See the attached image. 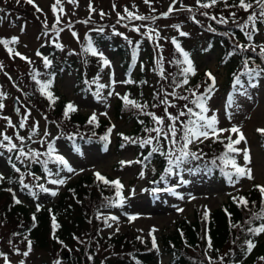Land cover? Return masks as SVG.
Listing matches in <instances>:
<instances>
[{"label":"rangeland","instance_id":"1","mask_svg":"<svg viewBox=\"0 0 264 264\" xmlns=\"http://www.w3.org/2000/svg\"><path fill=\"white\" fill-rule=\"evenodd\" d=\"M34 3L42 9V12H36L35 8L27 4L25 0H20L19 4L16 3V0H0V8L5 10L0 12V38L10 39L18 37V43L10 45V47L31 61L29 63L27 60L20 59L19 56H10L5 47L0 45V65H3L2 70H0V92L7 94V98L3 100L5 108L0 111V132H6L8 136L13 137V142L19 145V141L15 139V133L18 131L21 136L27 138L32 135V125L38 124L36 135L32 136L31 141H26L27 146L44 152L46 151L47 143L53 142L56 153L63 156L76 171L74 173H68L66 170L62 171L60 172V177H49L48 174L45 176V174L35 173V176L40 177L39 181L32 176H25L24 183L30 186L44 184L45 187L56 190L57 195L52 196L50 193L41 192L38 187L33 188V192L36 193L35 196L28 189H26L28 190V195H25L23 193L25 188L20 185L19 188H11L10 191L16 199L24 202L31 210H37L38 205L43 209L58 200V196L63 193L68 183L76 181L84 175H92L97 179L94 173L99 172L114 181L119 179L124 185L122 195L125 197L123 206H118L119 198L117 197L118 202L114 208H104L98 212L97 218L103 222L99 226V233L108 237H117L128 233L135 236L138 240L150 244L153 241V236L159 238L161 235L169 234L173 231L176 221L183 219L192 220L198 210L205 214V212L217 209L226 202L227 197L247 191L252 184L264 186V148L260 145L259 136L261 134L257 132V129L264 128V73L255 81L258 84L255 88L247 87L248 78L246 76L240 77L247 88L250 99L239 95V93H234L233 83L235 78L231 84H228L227 58L221 56V48L215 46L214 49L208 50L205 45L208 37L206 32L208 23L215 22L223 28L226 26L237 27V23L233 22L230 13L235 12L237 14L235 20L242 25L247 19L248 12L240 8L225 7L223 0H218L215 7L208 9L199 7L197 0H176L174 11L165 18L163 14L168 12L173 0H151V5L145 4L144 0H76V3H68L67 0H63V13L57 12L54 15L52 5L55 0H34ZM90 3L95 11L89 10ZM228 3L231 4V0H228ZM113 5H115V9ZM125 8L138 15L156 17V19L154 22L151 20H133L131 22L128 19L120 20L117 14L125 15ZM188 8H191L192 11H187ZM101 12L105 15L101 16ZM205 12L208 13L207 16L203 15ZM56 15L61 17V22L56 24L54 29L53 25L56 21ZM212 16L217 17V20L220 17H225L228 22L218 23L217 20L210 19ZM193 17L199 23L194 22ZM45 22L48 26L47 28L44 27ZM141 25L139 33L131 30L134 26ZM173 25H180V30L188 33V35L180 36ZM101 28L103 31H98ZM56 29L63 30L57 32ZM149 29H155L160 39L152 41L141 34ZM258 29L259 32L254 35L253 40L257 39L262 43L261 45H264V24H261ZM73 32L76 33V36H73ZM116 33H121L122 35H117ZM93 34H103L113 40L114 44H125L128 49H133V47L129 45L128 40L124 38L125 36L133 41L134 44H139L136 49V64L133 68V75L140 72V64L143 62L154 59L155 64L161 56L163 57L162 61L157 63L158 66L154 65L155 71L148 74L151 82L145 90L146 93L151 91L154 86L160 87L161 69H163L164 75H167L165 73V69L168 67L166 63L172 64V57H179V60H183V56L177 52L171 42L173 38H176L181 48L188 54L195 69V75L189 74L188 81L202 72H211L216 78L215 90L211 94V99L207 101V107L210 109L207 115L211 116L213 113L216 115L219 121V128H230L233 125L241 128L248 143L245 145L241 142L236 147H247L250 150L251 164L248 167L252 169L253 179L242 178L239 183L233 186L227 178L219 179L202 170H194L190 165H183L182 171L175 172V175H167L162 183L161 181L155 183L153 175L156 166L153 164L142 166L141 163H135V161H139L140 157L135 145L121 149L114 148L116 137L123 132L129 131L132 123L115 122L113 119V105L118 96L116 94H120L123 91V83L121 82L124 81L126 73L121 66L119 57L110 48L109 41H105L101 46L95 48L97 53L102 54V57L99 55L96 57L101 62L102 70L104 71L97 81V85H106V87H98L92 93H79L75 86L74 72L60 71L56 73L54 82H51L48 79L47 69L42 71L43 75L41 78L44 79L43 83L46 82L45 79L47 82H51L50 87L46 91L51 92L53 97L56 98L55 100L61 99L66 101L67 104H73L78 109L75 112L89 118L95 113L97 119L114 124V128L108 134L109 140L105 143L106 150L105 146L99 148L98 146L86 147L85 145H82L78 150L77 148L74 150L69 149L63 138L61 124L56 122L57 120L55 121L51 113L48 112L49 106H44L42 112L36 100L33 101L31 99L29 101L24 97L23 94L28 93L29 88L30 91L32 88L31 82L28 83L26 76L31 72L32 64L40 68L41 64H43V58L47 56L46 54L51 46L53 47L51 49L57 48L59 50V57L75 59L76 65L82 68L81 53L85 49L86 40L91 38ZM242 35L246 40L241 41L239 44H254V42L247 40L244 32H242ZM225 38L229 42V49L230 46L237 49L235 43L229 41L227 36ZM157 43L161 45V49L155 47ZM56 44L62 45V48L56 47ZM88 44L87 42L86 47ZM193 44H199L195 54L188 53V47ZM92 46L94 48V44ZM239 51L244 52L240 49ZM38 52L41 55H37ZM131 57L133 59V54L130 55ZM104 58L110 62V67L103 66ZM43 67L46 68L45 66ZM182 67H186V65H182ZM249 67L255 68L253 64H249ZM243 71V65L239 66L236 70V75ZM168 74H172L171 68L168 69ZM113 80L116 81L115 84L112 83ZM170 83L172 84L173 81L168 77L166 86H170ZM180 89V87L175 88L176 91H180ZM109 92L113 94L109 96ZM230 95H232L233 104L228 107V97ZM13 99L18 100L19 108H21L19 114H14L13 112ZM48 103L52 104L50 101ZM26 109L30 110V116L25 123V127L20 129L18 125L23 119ZM5 116L10 117L13 124L17 125V127L8 128L6 121L2 118ZM45 132L48 133L47 136L44 135ZM228 135L229 133L227 132L222 133L220 138H225ZM235 138L236 136L233 135V139ZM41 139L45 141L43 145L39 142ZM213 140L215 138L206 139L203 143ZM201 144L197 141L195 144L190 145V150ZM150 146L143 148L144 150L147 147V149H150ZM0 152H3L0 155V174L5 178L12 174L18 175L11 167L9 161V156L13 154L7 153L2 149H0ZM121 161H132L133 163L122 165ZM236 161L239 165H244L242 153L236 156ZM17 166L21 167L22 172H31L29 167L20 164H17ZM58 167L56 165V170H58ZM228 170L230 172L233 171L231 167H228ZM141 172L144 173L143 177L140 175ZM50 178H64L65 183L59 186L52 185L47 183ZM156 188H172L175 194L163 190L158 193L154 192ZM181 197L183 198L181 199ZM178 209H183V211H178ZM112 216L117 217V220H111L110 217ZM130 217H135V219H130ZM139 218L145 219L140 220ZM159 220H162L161 223H158ZM108 224L112 226L108 227ZM260 238L261 242L264 238L263 236ZM0 243V253L4 254L0 255V264H40L42 261H48V255L36 248L25 257L22 253L27 251V247H25L24 243L10 236L8 225L1 218ZM17 249L19 250L18 252ZM99 250L101 254L98 252L99 259L103 262L105 251L102 247ZM115 253L119 252L116 251ZM5 256L7 260H5ZM51 263L62 264V261L56 260ZM168 263L169 256L162 253L155 259V264Z\"/></svg>","mask_w":264,"mask_h":264},{"label":"trees","instance_id":"2","mask_svg":"<svg viewBox=\"0 0 264 264\" xmlns=\"http://www.w3.org/2000/svg\"><path fill=\"white\" fill-rule=\"evenodd\" d=\"M207 2V0H202ZM239 0H231V4L237 3ZM237 8V7H231ZM261 24H258L259 27ZM207 40L205 45L208 50L214 49L215 46L221 48V56L227 58L228 64L227 80L228 84L236 76V70L243 65L245 57L250 58L249 64H253L256 68L258 65L264 68V59L258 53L249 49L247 52H240L239 49L230 46L225 36L229 41L238 45L241 41L246 40L240 29L236 26L221 27L215 22L208 23L207 26ZM212 34V35H211ZM105 41L110 42V48L119 57L122 68L126 73L123 83V91L120 93L114 102L113 119L115 122H131L132 127L129 131L123 132V136L130 137L137 141L133 144L125 141L122 135L116 137V145L114 148L121 149L126 146L135 145L139 151L142 166L155 165L154 181L155 183L161 181V176H165V169L168 167L167 159L160 152L153 153L147 160L144 157L149 156L151 147L156 146L155 141L150 149L141 148L139 141L153 136L155 133H148L144 129L154 127V122L151 116L144 113H154L157 116H164L165 105L160 104L159 100L164 99V92H173L177 97L187 96L188 100L175 99L168 96L170 103L175 104V107H169L168 111L173 115L183 110V106L195 99L191 95V91H197V94L204 93L211 84L206 72H202L189 79L187 85L180 87V91H176L175 84L166 86L168 77L173 81L175 77L176 82H180L183 77L179 75L182 65H178L179 57H172V64H167L164 75L166 79L160 77L159 86H154L148 93L145 92L150 85L151 79L148 74L155 71L154 59L140 64V72L133 75V68L136 62L130 58L133 54V49H128L125 44H114L113 40L103 34H93L87 42L94 44V49L101 46ZM256 45L262 43L257 39L252 40ZM247 43V41H246ZM198 45H191L188 47V53L195 54ZM51 48H53L51 46ZM49 49L46 54L48 60L51 61L49 67L44 68V61L40 68L36 65H31V72L26 76L28 83L31 82V91L23 94L24 97L31 101L36 100L39 106H49V111L52 118L61 124V131L66 145L69 149H80L82 145L86 147L98 146L102 148L106 141L101 138L107 135L108 130L114 128V124L109 121L97 119V122L88 123L89 117L78 112H69L65 116V107L67 102L64 100H55L51 105L48 99L41 93L40 87L36 81L39 80L41 84L44 79L41 78L42 71L49 75V80L54 82L56 73L60 71L74 72L77 91L80 93L94 92L99 86L97 81L103 75V68L101 62L96 56L91 53L82 51L81 63L83 67L76 65V60L69 57H59V50ZM206 49V48H204ZM231 53V55H229ZM159 60V59H158ZM181 60V59H180ZM151 64V65H149ZM171 68L172 74H168V69ZM41 73V74H40ZM34 74L36 75L33 79ZM25 77V76H24ZM132 80L134 83H126ZM47 82V80L45 79ZM198 86V87H197ZM39 91V92H36ZM159 94V99L155 94ZM127 95L130 99L135 100L141 104H146L148 107L138 110L131 106H125L121 97ZM157 105L153 107L152 105ZM198 111V109H197ZM43 112V111H42ZM181 120H187V117H181ZM143 121V123H141ZM168 121H165L167 125ZM156 135V134H155ZM227 143L225 138H220ZM260 145L264 148V135L259 136ZM205 142L195 149L191 150L201 156V159H191L183 165H190L194 170H202L210 173L212 176L225 179L226 176L221 171L224 165L220 159L226 149L223 143L220 142ZM123 145V147H122ZM171 145L167 141L161 139L160 150L167 152ZM41 159H46L42 157ZM215 160L216 165L211 162ZM55 163H49L48 169L53 173L56 170ZM181 165L180 169H174V172H180L184 168ZM29 169L33 173H40L47 175L44 165L40 163H32ZM224 171H229L224 168ZM106 177L109 181H114L110 177ZM20 175H10L3 181H0V218L8 225L10 236L25 244L27 247L28 240L32 241V251L34 248L42 250L48 255V261H42L40 264H52L56 260H61L62 264H155L156 257L162 253L169 256L168 264H264V239L260 242L261 236L264 238V233L259 236H253L247 231L249 227H258L264 220L252 219L254 214L264 215V194L256 187L257 184H252L251 187L242 193L227 197L225 203L220 205L217 209L201 213L196 211L192 220L183 219L176 221L173 231L169 234L161 235L155 238L156 248H153V241L149 244L145 241L138 240L135 236L125 233L117 237H108L99 233V226L103 224L98 220L97 214L101 209L114 208L118 202L116 196V189L113 185H105L98 181L92 175H84L76 181L70 182L65 186L63 193L58 196L56 202L51 203L49 207L31 210L24 202L16 204L14 196L9 191L11 188L20 187ZM155 186V185H154ZM123 190V189H122ZM23 193L28 195V190ZM233 197H244L249 201L248 207L238 204ZM35 215V226H33V216ZM53 217H55V224L53 227ZM251 221V223H246ZM237 225V226H234ZM27 237V239H25ZM211 240L212 247L209 248L208 241ZM248 240H253L255 247L249 253L247 252ZM10 245V244H7ZM1 246V243H0ZM100 247L105 251L103 262L99 259ZM118 251L119 253H115ZM99 252V254H98ZM67 255V257H66ZM101 255V254H100ZM223 257V260H221Z\"/></svg>","mask_w":264,"mask_h":264},{"label":"snow or ice","instance_id":"3","mask_svg":"<svg viewBox=\"0 0 264 264\" xmlns=\"http://www.w3.org/2000/svg\"><path fill=\"white\" fill-rule=\"evenodd\" d=\"M25 2L29 5H32L35 8L36 12H42V9H40L37 5H35L34 0H25ZM68 3H76V0H67ZM145 4L151 5V0H144ZM218 0H207V2H202V0H197V5L201 8H212L215 7ZM225 7H237L245 12H248L247 19L245 20L244 24H239L236 20V13L232 12L230 13V17L233 18V22L237 23V27L240 29L241 32H244L246 38L248 41H252L255 34L259 32V29L257 27L258 24H264V0H239L238 4L233 3L229 4L228 0H223ZM16 3L19 4L20 0H16ZM63 0H55V3L52 5V11L54 15L57 12L63 13L64 9L62 7ZM176 0H173V4L169 6L168 12L164 13V17L167 18L173 11L175 6ZM113 8L115 9V5H113ZM89 10L95 11V9L92 7L91 3L89 4ZM5 10L3 8H0V12H4ZM187 11L191 12L192 9L188 8ZM125 15L119 16L120 20L128 19L129 22L133 20H139V21H145V20H151L152 22L155 21L156 17H145L142 15H138L136 13H133L132 11H129L127 8L124 9ZM101 16L105 15L103 12L100 13ZM203 15L207 16L208 13H203ZM210 19L217 20V17L212 16ZM194 22L199 23L198 21H195V18L193 17ZM61 22V17L59 15H56V21L53 25V28L55 29V25L59 24ZM218 23H227L228 20L225 17H220L217 20ZM87 23V21H86ZM127 26V25H126ZM44 27L47 28V24L45 22ZM141 26H134L131 30L135 32H140ZM173 27L176 28V30L179 32L180 36H187L188 33H185L180 30V25H173ZM63 29H56L57 32L62 31ZM98 31H103V29H98ZM73 36H76V33H72ZM117 35H122L121 33H116ZM144 36H147L149 40L155 41L159 40L160 37L156 33L155 29H149L147 32L141 33ZM126 40H128V43L130 46L133 47V60L135 61L136 58V49L139 47L138 43H133L128 37H124ZM173 45L175 46L177 52L181 53L183 56V60L176 61L178 65H186V67H181L179 75L183 77V79L180 82H176L175 77H173V83L175 84V87H183L184 85L188 84V75H195V69L192 66V62L188 57V54L184 52V50L181 48L180 43L176 40V38H173L172 41ZM18 43V37H12L10 39H2L0 38V45H3L5 49L8 51L10 56H19L22 60H27L29 63H31L30 60H28L27 57H24L21 53L14 50V48L10 47V45H15ZM56 47L62 48V45L56 44ZM155 47L157 49H161L160 44H155ZM237 48H239L241 51L247 52L249 48L253 52H256V49L259 48L258 55L264 59V45H256V44H238L236 45ZM86 53H91L93 56H101V53H97V51L93 48L91 42H89L88 46L84 49ZM37 55H41L39 52ZM231 55V53L229 54ZM163 57L161 56L157 63H160L162 61ZM249 60L250 58L245 57L243 67L244 71L240 73L239 75L235 76L234 83H233V91L234 93H239V95L246 96L249 99L251 98L248 94L247 88L245 87L244 83L241 81V76H246L248 78V85L247 87L255 88L258 86L255 81H257L261 74L264 73V68L260 67L259 65L256 68H250L249 67ZM45 67H49L51 64V61L48 60L47 57L43 58ZM103 66L110 67V62L104 58L103 59ZM3 65H0V70H2ZM7 75V73H5ZM38 74L33 75V79H35V76ZM161 78L166 79L163 73V69H161ZM209 80L211 81V84L208 86L206 91L201 94H197V91L193 90L191 91V95L195 97V99L191 100L190 103L194 105L193 107H189L188 104H185L183 106V110L179 111L178 114L173 115L168 111L169 107H175V104H172L167 99L168 96H172L175 99H182V100H188L187 96H179L177 97L175 94V91L169 93L164 92V99H160V104L165 105L164 108V116H157L154 113H144L146 115L151 116V119L154 122V127L152 128H145L144 130L148 133L154 132L155 136H149V138L142 139L139 141V146L141 148L145 146L153 145V142L155 141V145L151 147V150L149 152V156L144 157L145 160H147L153 153L160 152L161 155H164L167 159V165L168 167L165 169L166 175H175L174 169H180L181 165H183L186 162H190L191 159H201V156L198 155L196 152H192L190 150V145L195 144L197 141L200 143H203L204 140L215 138L214 142H220L224 144V147L226 149L225 153L220 156L218 159H220L224 165V168L231 167L233 171H224V168L221 169L223 174L226 176L228 181L235 186V184L239 183V181L242 178H247L249 180L253 179L252 177V169L248 167L249 164H251V154L250 150L245 148H238L237 145H240L241 142H243L245 145H247L248 141L241 130L239 126L233 125L230 128H219L218 124L219 121L216 117V115L213 113V115L209 116L207 113L210 111V109L207 107V101L211 99V94L215 90L216 85V78L212 75L211 72L206 73ZM11 79V77H9ZM38 84L41 85L40 91L42 94H44L48 100L51 103L55 102V97L51 94V92L46 91L50 87V81L42 83L37 80ZM113 84L116 83V81H112ZM121 83H125V81H122ZM126 83H134L132 80L126 81ZM99 87L103 88L106 87V85H99ZM198 87V86H197ZM113 93L109 92L108 95L111 96ZM99 95V93H97ZM116 95H119L117 93ZM156 98L159 99V94H155ZM7 98V94L0 92V111H2L5 108V104L3 103V100ZM124 105L134 107L138 110H143L147 108L148 106L146 104H141L135 100L130 99L127 95L121 97ZM233 104L232 95L228 97V107H231ZM153 107H156L157 105H152ZM198 109V111H197ZM78 109L71 103L66 105L65 110V116L67 117L69 112H75ZM15 111L17 114L21 112V108H16ZM106 115V113H104ZM30 116V110H25V114L23 119H21L18 127L20 129H23L25 127V123ZM181 117H187V120H181ZM6 121V126L8 128H16L17 125H14L10 117H2ZM168 121L167 125L165 124V121ZM94 122H97V116L95 113L92 114V116L89 118L88 123L92 124ZM143 123V121H141ZM38 128V124L32 125V135L25 138L24 136H21L19 132L17 131L15 133V139L19 141V145L17 143L13 142V137L8 136L6 132H0V149L6 151L7 153L13 154L9 156V161L11 163V167L14 169L16 173H20V184L23 188L28 189L29 192L35 196L36 193L33 192L34 187H38L41 192L44 193H50L52 196L57 195L56 190H51L44 186V184H36V185H29L24 183V177L25 176H32L35 180L39 181L40 177L35 176V173L32 172H22L21 167H18L17 164L24 165L25 167H29L32 163H40L44 165L45 171L47 172L49 177L56 176L60 177V172L67 171L68 173H74L76 170L71 167L68 163V161L61 155L56 153V149L54 147L53 142H48L46 151L40 152L38 150H34L27 146L26 141H31L32 136L36 135V129ZM109 133H111L112 129L110 128ZM229 133L225 139L227 140V143H224V140L220 139V135L222 133ZM257 132L261 135H264V128L257 129ZM179 134V135H178ZM45 136L48 135L47 132L44 133ZM122 138L125 141H128L130 143H137L136 140L123 136ZM233 135L236 136L235 139H233ZM104 141L109 140V136L105 135L101 138ZM163 139L164 141H167L171 147L167 152H163L160 150V141ZM36 142V141H32ZM42 145L45 143L43 139L39 141ZM123 147V145H122ZM78 150V149H77ZM106 150V146H105ZM243 154V160L244 165L241 166L236 161V156ZM3 152H0V155H2ZM42 157H46V159H41ZM55 163L57 164L58 170L53 173L51 169H48L47 165L49 163ZM122 165H130L133 163L132 161H121ZM135 163H141V161H135ZM213 165H216V161L213 160L211 162ZM98 181L103 182L105 185H113L116 189V196L119 198V205L123 206L125 197L122 195V189L124 185L120 182L119 179L115 181H109L106 177H104L101 173L96 172L94 173ZM141 177H143L144 173H140ZM235 177V179H233ZM5 177L0 174V181H3ZM165 180V176H161V181ZM184 182V181H182ZM47 183L52 185H63L65 183L64 178H50L48 179ZM262 194H264V186L257 185L256 186ZM169 191L175 194L174 189L168 188V189H160L156 188L154 189V192H160V191ZM11 191V189H9ZM183 197H181L182 199ZM234 201H236L238 204L244 206L245 208L248 207L249 201L244 197H233ZM14 202L16 204L22 203L19 199H16L14 196ZM40 206H37V211H39ZM178 211H183V209H178ZM205 217H207V212H205ZM111 220H117V217L112 216L110 217ZM130 219H135V217H130ZM252 219H261L264 220V215L254 214ZM33 221L35 226V215L33 216ZM107 223V221H105ZM246 223H251V221H246ZM108 227H111L112 225L108 224ZM237 226V225H234ZM53 227H57L55 224V217H53ZM118 230V229H117ZM155 231V229H153ZM249 233L253 236H259L260 234L264 233V223H261L258 227H249L247 229ZM27 239V237H25ZM247 244V252H251L253 248L256 246L253 240H248L246 242ZM209 248L212 247L211 240L208 241ZM156 241L155 237L153 236V248H156ZM19 250L17 249V252ZM32 251V241L28 240L27 242V251L23 252L22 254L27 257L29 253ZM0 255H4L3 253H0ZM5 260H7V257H4ZM261 260H264V257H260ZM221 260H223V257H221ZM210 264H211V258H209Z\"/></svg>","mask_w":264,"mask_h":264},{"label":"water","instance_id":"4","mask_svg":"<svg viewBox=\"0 0 264 264\" xmlns=\"http://www.w3.org/2000/svg\"><path fill=\"white\" fill-rule=\"evenodd\" d=\"M18 107H19L18 100L17 99H13V112H14V114H17L15 109L18 108Z\"/></svg>","mask_w":264,"mask_h":264},{"label":"bare ground","instance_id":"5","mask_svg":"<svg viewBox=\"0 0 264 264\" xmlns=\"http://www.w3.org/2000/svg\"><path fill=\"white\" fill-rule=\"evenodd\" d=\"M163 182V181H162ZM140 220H144L145 218H139ZM162 220H159L158 223H161Z\"/></svg>","mask_w":264,"mask_h":264}]
</instances>
